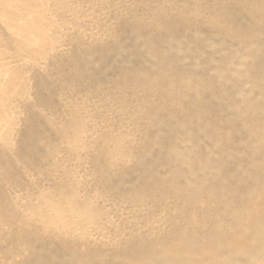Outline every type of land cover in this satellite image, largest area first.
I'll return each instance as SVG.
<instances>
[{
	"label": "rangeland",
	"instance_id": "rangeland-1",
	"mask_svg": "<svg viewBox=\"0 0 264 264\" xmlns=\"http://www.w3.org/2000/svg\"><path fill=\"white\" fill-rule=\"evenodd\" d=\"M176 249L264 264V0H0V264Z\"/></svg>",
	"mask_w": 264,
	"mask_h": 264
},
{
	"label": "bare ground",
	"instance_id": "bare-ground-1",
	"mask_svg": "<svg viewBox=\"0 0 264 264\" xmlns=\"http://www.w3.org/2000/svg\"><path fill=\"white\" fill-rule=\"evenodd\" d=\"M236 245V244H235ZM180 249H185V246H181ZM187 249V248H186ZM176 251H179V249H176V250H172L170 251L168 254L164 255L162 258L159 259V263L158 264H164L165 262H169L170 260L168 259H171L175 256H177L178 254H175ZM175 254L173 257L171 255ZM171 263V262H170Z\"/></svg>",
	"mask_w": 264,
	"mask_h": 264
}]
</instances>
